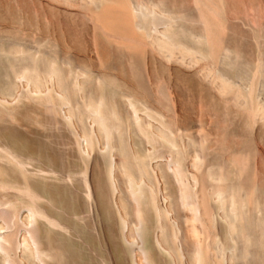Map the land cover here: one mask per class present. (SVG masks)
<instances>
[{"label":"rangeland","instance_id":"374dc122","mask_svg":"<svg viewBox=\"0 0 264 264\" xmlns=\"http://www.w3.org/2000/svg\"><path fill=\"white\" fill-rule=\"evenodd\" d=\"M0 264H264V0H0Z\"/></svg>","mask_w":264,"mask_h":264}]
</instances>
